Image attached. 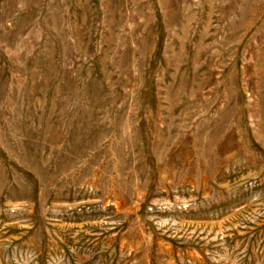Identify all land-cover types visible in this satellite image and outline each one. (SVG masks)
<instances>
[{"label": "rangeland", "instance_id": "1", "mask_svg": "<svg viewBox=\"0 0 264 264\" xmlns=\"http://www.w3.org/2000/svg\"><path fill=\"white\" fill-rule=\"evenodd\" d=\"M0 264H264V0H0Z\"/></svg>", "mask_w": 264, "mask_h": 264}]
</instances>
